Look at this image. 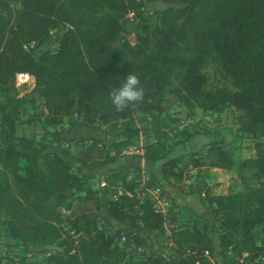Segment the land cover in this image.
Here are the masks:
<instances>
[{
  "label": "trees",
  "instance_id": "obj_1",
  "mask_svg": "<svg viewBox=\"0 0 264 264\" xmlns=\"http://www.w3.org/2000/svg\"><path fill=\"white\" fill-rule=\"evenodd\" d=\"M10 4L13 19L6 14ZM128 14L135 21L133 44L122 36ZM207 67L217 83L210 84ZM127 71L138 73L144 95L117 111L108 91ZM16 72L29 73L34 86L21 92ZM0 96V225L14 246H54L45 264H211L203 250L213 257V241L197 227L166 232L173 255L132 260L125 250L167 230L168 213L139 197V183L119 161L140 131L153 135L142 157L159 163L161 179L188 178L178 166L182 156L169 158L167 133L158 125L171 96L188 110L234 107L240 111L236 131L259 141L254 154L238 162L217 141L186 164L256 179L258 186L225 194L206 190L204 198L223 231L222 249L237 257L230 264H257L264 256L257 233L264 226V0H0ZM36 99L43 100L44 133L37 140L16 135L25 105ZM73 115L76 125H101L120 139L105 144L82 136L73 156L68 143L61 145L62 128L47 129ZM47 134L54 145L44 140ZM101 167L104 185L94 189L79 171ZM79 193L94 200L95 210L71 217L66 211ZM103 207L123 225L114 236L97 224ZM187 250L194 253L184 255ZM0 264L26 262L5 256Z\"/></svg>",
  "mask_w": 264,
  "mask_h": 264
},
{
  "label": "rangeland",
  "instance_id": "obj_2",
  "mask_svg": "<svg viewBox=\"0 0 264 264\" xmlns=\"http://www.w3.org/2000/svg\"><path fill=\"white\" fill-rule=\"evenodd\" d=\"M6 14L13 19L15 15V6L13 4H10L9 11ZM125 18L122 36L133 44L135 39V21L132 14L126 15ZM151 21L154 22V19L152 18ZM204 72L207 74L210 84L217 83V78H215V73L211 67H207ZM33 86L34 82L30 86L25 87L24 90L21 86L17 88L22 89L20 91L24 92ZM0 100H2L1 96ZM42 104V99H36L34 105H25L19 118V125L16 127V135L33 137L36 140L42 136L45 129L43 125L44 110ZM164 108L165 111L160 116L158 125L167 133L165 146L168 156L169 158L182 156V162L178 166L185 172H188V178L184 180L173 177L161 179L159 163L146 162L142 157L145 146L153 142L154 138L150 131L144 132L141 130L136 145L125 149L123 152L124 156L130 157L135 161V167H140L138 171L134 169L135 167L131 169L127 167L128 176L139 184L144 181V178H147L146 186H158L160 188L161 198L166 201L164 211L168 213L165 221V229L167 230L162 234L153 233L146 238L140 247L131 246L125 250L132 260L144 259L153 254L173 255L170 250V244L166 239L169 229L197 227L207 233L213 241V260L215 264H230L237 257L230 248L226 250L222 249L219 243V235L223 231L217 223L212 222L204 193L206 190H212L219 194L234 193L242 191L245 186H258L259 184L250 173H245V177L239 179L234 169L226 171L203 168L197 171L186 163L190 155L203 156L208 146L217 141H221L231 152L232 158L238 162L252 156L255 152V145L259 141L250 135L240 134L236 131L240 111L234 107L227 106L218 112H203L198 108L188 110L174 101L171 96H166ZM76 120L75 115L65 117L59 127L47 128L52 131L56 128H62L61 137L63 140H61V145L65 147L66 143H68L73 156H77L81 151L83 143V140L80 139L83 136L81 133L69 134L71 127L76 125ZM96 130L98 132L95 133V136L99 137L98 140L105 144L120 139L119 137H114L111 132H106L104 126L98 125ZM89 132H91V128H84L82 131V133ZM44 140L48 144H55L49 134L45 136ZM51 151V148L47 150V152ZM71 164L74 165L73 163ZM73 171L77 172L74 168ZM101 175L94 177L89 175L86 178L84 177V179L88 182L94 181V185L98 189L103 184L95 181H101L105 174ZM76 196L77 199L74 200L73 204L80 202L83 194L79 193ZM139 197H149L152 199L150 194L144 189L139 191ZM97 224L110 236H114V233L123 227L121 223L111 218L106 207L101 209V215L97 219ZM64 226L66 227L67 225L65 224ZM257 233L258 243L264 247V226L258 228ZM122 241L120 239L118 244L122 245ZM13 244L14 242L6 236L4 227L0 225V257H13L15 260L24 258L26 264H45V257L55 250L54 246L40 247L28 245V247L23 248L22 246H14ZM255 262L257 264H264V256L258 257Z\"/></svg>",
  "mask_w": 264,
  "mask_h": 264
},
{
  "label": "clouds",
  "instance_id": "obj_3",
  "mask_svg": "<svg viewBox=\"0 0 264 264\" xmlns=\"http://www.w3.org/2000/svg\"><path fill=\"white\" fill-rule=\"evenodd\" d=\"M144 95L140 77L136 71H127L120 79L118 87L108 91V104L114 110H122L138 103Z\"/></svg>",
  "mask_w": 264,
  "mask_h": 264
},
{
  "label": "crops",
  "instance_id": "obj_4",
  "mask_svg": "<svg viewBox=\"0 0 264 264\" xmlns=\"http://www.w3.org/2000/svg\"><path fill=\"white\" fill-rule=\"evenodd\" d=\"M84 128H87V127H81V126H77V125L72 126L71 129H70L69 134L70 133L71 134H75V133L78 132V133H81V135H83V136H86V137H94L96 139H99V137H96L95 136L96 135L95 133L98 132V130L91 128V132H89V133H82V131H83ZM102 135L104 136L103 133H102ZM105 136H107V135L105 134ZM119 161H120L121 164L128 165L130 167V169L131 168H134L135 165H136L135 164V161L132 158H130V157L124 156V153H123V156L120 158ZM214 169H218V168H214ZM218 170H223V169H218ZM101 173L105 174V176L101 179V181L98 180V181H95V182H97V183L100 182L101 184L104 185V178L107 175L105 167H101V168H97V169H81L79 171V174L81 176L85 177V178L88 177L89 175L91 177L92 176L93 177L94 176H98V175L100 176ZM90 182H92L94 184V181H90ZM93 188L94 189H97L95 185H93ZM82 194L84 195V193H82ZM94 210H95L94 209V200L92 198L86 199V198L82 197V200L80 202L74 203L73 206H72V208L69 211H66V214H69L72 217V216H75V215H78V214H81V213H89V212H92Z\"/></svg>",
  "mask_w": 264,
  "mask_h": 264
},
{
  "label": "built area",
  "instance_id": "obj_5",
  "mask_svg": "<svg viewBox=\"0 0 264 264\" xmlns=\"http://www.w3.org/2000/svg\"><path fill=\"white\" fill-rule=\"evenodd\" d=\"M34 82V78L29 74V73H26V72H16L15 75H14V85L16 87H28L31 85V83ZM147 178H144V181L138 185V190L141 191L142 189L146 190L150 196L152 197V201H153V207L157 210V211H160V212H163L165 213L164 211V206L166 205V201L161 198V190L158 186H154V187H151V186H146V182H147ZM122 240H124V237L122 236L121 237ZM171 245V243H169ZM194 253L193 251H190V250H187L185 254H188V253ZM203 255L207 258H209L211 264H215L214 260H213V257L210 256V252L208 249H204L203 250Z\"/></svg>",
  "mask_w": 264,
  "mask_h": 264
}]
</instances>
